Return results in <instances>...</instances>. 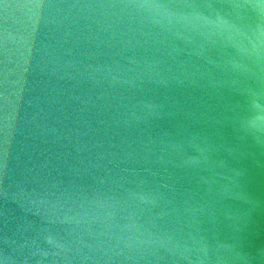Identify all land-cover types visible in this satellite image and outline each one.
Wrapping results in <instances>:
<instances>
[{
    "label": "water",
    "instance_id": "95a60500",
    "mask_svg": "<svg viewBox=\"0 0 264 264\" xmlns=\"http://www.w3.org/2000/svg\"><path fill=\"white\" fill-rule=\"evenodd\" d=\"M0 264H264V0H0Z\"/></svg>",
    "mask_w": 264,
    "mask_h": 264
}]
</instances>
